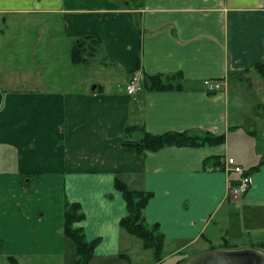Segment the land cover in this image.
Here are the masks:
<instances>
[{
  "label": "crops",
  "instance_id": "1",
  "mask_svg": "<svg viewBox=\"0 0 264 264\" xmlns=\"http://www.w3.org/2000/svg\"><path fill=\"white\" fill-rule=\"evenodd\" d=\"M4 15L2 23L18 31L15 16L29 25L42 21L46 29L54 25L61 36L43 40L46 58L57 57L53 40L70 56L80 37L97 35L102 42L89 62H71L79 68L71 69V88L57 89L41 75L8 76L11 86H0V163L12 160L11 168L0 169V253L67 258L68 240L62 234L66 196L82 206L85 218L76 226L87 240L100 239L90 264H146L145 253L133 263L127 254L133 241L120 227L127 209L115 187L117 174L130 175L133 187L153 193L145 217L158 223L166 238L168 254L161 262L173 259L175 246L210 240L212 224L222 223L229 233L242 230L244 217H264V148L245 165L229 152L227 137L239 127L248 138L264 142L249 129L258 124L264 135L258 114L264 78L254 69L264 62V0H0ZM1 28L0 37L7 33ZM98 52L104 59L101 68ZM82 66L96 69L92 86L88 83L94 80L78 74ZM177 72L188 83L181 90L142 88L129 95L125 89L134 74L143 81L146 75ZM206 80L222 88L211 91ZM21 82H29L28 89L20 88ZM132 125L139 128L130 140H140L144 131L191 130L225 134L226 139L139 154L123 144L125 129ZM216 157L219 164L233 157L249 170L252 184L241 199H230V176L236 174L216 168ZM28 174L37 176L26 180Z\"/></svg>",
  "mask_w": 264,
  "mask_h": 264
},
{
  "label": "rangeland",
  "instance_id": "2",
  "mask_svg": "<svg viewBox=\"0 0 264 264\" xmlns=\"http://www.w3.org/2000/svg\"><path fill=\"white\" fill-rule=\"evenodd\" d=\"M4 17H6V15L0 17V26L2 27L1 29L6 30L7 32L5 36L0 37V67L3 69L0 75V86L4 89L8 86H11L7 83L8 79H10L8 76L11 77L12 75H16L19 77H35L36 75H41L45 79L47 78L50 80L52 83L51 86H55L57 89H67L73 87L74 73L71 71V69L79 68H75L71 63L69 49L64 53L63 47H59V41L53 40L52 44L54 45L51 46V49L58 52L57 57L50 56L49 58H46L47 55L45 56L43 52V50L48 47L44 45V39L48 40L52 37L58 39L61 36L58 32L54 31V25H51L49 29H46L42 21L37 20L36 22H31L29 25L27 24L28 20L24 19L25 17L20 19L19 17L22 16H15L14 18L16 22L20 24V30L18 31L15 27H11L10 29L6 27V25L2 23ZM41 17L42 16H40V18ZM9 19L11 20V16H9ZM37 40H40L38 46L35 45ZM59 51L63 53L61 54ZM96 59L98 61L97 66L101 68V61L104 60L102 54L98 52ZM106 64H108L110 67L112 65L109 62ZM47 67L48 72L46 71ZM10 69H13L15 73H9ZM80 69H82L80 72H78L80 76H86V78L94 80L88 83V86H92L97 80L98 74H96V69L91 67L84 68L83 66ZM76 77L77 75H75V78ZM250 79L252 81V78ZM127 83L128 81L126 82V85ZM236 83L237 82L235 81H233V83H229V86L232 84L229 87L230 92H233V87L236 85ZM29 84V82H21L20 88L28 89ZM244 96L246 99H249V95L245 94ZM255 107H257V104ZM260 108L261 111H259L258 114L261 115H259V118L264 120V105H262ZM245 128L247 129L248 126H245ZM249 129H255V131L259 133V136L261 135V137H264L258 124H255L254 127L251 126ZM245 135V132H243L241 128L237 127L230 130L227 137L230 146L229 152L236 156L243 164L248 165L250 164L251 159L253 160V158L260 156L259 154L264 148V142L256 141V139L248 138ZM11 167L12 160H3V162L0 163V169ZM216 218H218V215ZM244 219L245 220H243L241 223V231L232 230V232L229 233L226 230L221 229V227L224 228L225 226L222 223H220L221 225L218 224L216 226L215 224H212L214 226H211L207 232L210 240L202 237L197 242L185 248L177 249L178 247L175 246V255L173 256V259H169L161 263H156L154 261L152 250L144 249L145 252L144 250L142 252V241L139 238L129 234L130 239L133 242L131 244L130 252L127 254L131 257L132 263L138 260L140 254L142 255L145 253L149 257L146 264H187L190 260L200 254L218 250H240L252 248L264 253V217L258 220L260 224L254 218L249 220L247 217H244ZM224 224H226V222H224ZM235 227L236 225L233 223V228L235 229ZM0 240L4 245V241L2 239ZM74 250V244L71 241H68L67 258L64 259V255L56 256L43 253L14 256L20 264H75L76 258L74 257L76 256ZM9 254L13 255L12 253H0V264H10L9 260L7 259ZM167 254L168 251L166 250L165 252L164 249L163 258ZM124 262L127 263L128 261L124 260Z\"/></svg>",
  "mask_w": 264,
  "mask_h": 264
},
{
  "label": "trees",
  "instance_id": "3",
  "mask_svg": "<svg viewBox=\"0 0 264 264\" xmlns=\"http://www.w3.org/2000/svg\"><path fill=\"white\" fill-rule=\"evenodd\" d=\"M101 38L97 35H86L76 39L72 51L71 62L74 65L85 64L89 62L92 56L95 55L97 48L101 45ZM254 69L264 78V62L257 64ZM188 86L187 81L182 74H150L144 77L142 81V88L145 90H181ZM137 128L136 125L128 126L125 129L124 146L136 149L139 154H144L148 151H158L164 147H200L206 145H217L225 142V134L212 135L208 132L198 131H169L163 134H152L144 131L143 137L140 140H130L129 135ZM217 159V160H215ZM214 162L218 161L220 157H216ZM220 161V160H219ZM208 161H206L207 164ZM216 168L224 169V162L216 163ZM233 174V172H229ZM247 173L250 174L249 170ZM235 174V173H234ZM37 175L28 174L26 180H33ZM128 174H117L115 176V187L119 190L126 202L127 213L120 220V227L128 234L139 238L142 241V247L145 250L153 251V258L156 263L163 260L166 238L160 230L158 223L150 224L145 217V209L149 200L153 197V193L147 191L143 187L135 188L130 184ZM23 184H27V181ZM231 185L238 184V175L236 177L230 176ZM63 228L62 234L75 246V264H90L94 257V250L99 244L100 239L87 240L82 227L76 226L78 222L85 218V213L79 202H71L64 196L63 202ZM3 242L0 240V246ZM119 258L129 261L130 257L120 254ZM7 259L10 264H20L14 255H8Z\"/></svg>",
  "mask_w": 264,
  "mask_h": 264
},
{
  "label": "built area",
  "instance_id": "4",
  "mask_svg": "<svg viewBox=\"0 0 264 264\" xmlns=\"http://www.w3.org/2000/svg\"><path fill=\"white\" fill-rule=\"evenodd\" d=\"M209 90L216 91L222 88L220 83H212L209 80L204 82ZM142 83L141 77L138 74H134L129 82L126 85V91L129 95H134L141 91ZM225 170L229 172H233L238 175V184L231 185L229 182V197L232 200L241 199L250 189L252 184V176L247 173V169L237 163L233 157H227L224 160Z\"/></svg>",
  "mask_w": 264,
  "mask_h": 264
},
{
  "label": "water",
  "instance_id": "5",
  "mask_svg": "<svg viewBox=\"0 0 264 264\" xmlns=\"http://www.w3.org/2000/svg\"><path fill=\"white\" fill-rule=\"evenodd\" d=\"M187 264H264V253L252 248L218 250L200 254Z\"/></svg>",
  "mask_w": 264,
  "mask_h": 264
}]
</instances>
